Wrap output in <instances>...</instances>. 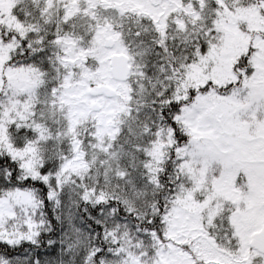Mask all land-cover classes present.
Returning a JSON list of instances; mask_svg holds the SVG:
<instances>
[{
  "label": "snow or ice",
  "instance_id": "snow-or-ice-1",
  "mask_svg": "<svg viewBox=\"0 0 264 264\" xmlns=\"http://www.w3.org/2000/svg\"><path fill=\"white\" fill-rule=\"evenodd\" d=\"M0 264H264V0H0Z\"/></svg>",
  "mask_w": 264,
  "mask_h": 264
}]
</instances>
